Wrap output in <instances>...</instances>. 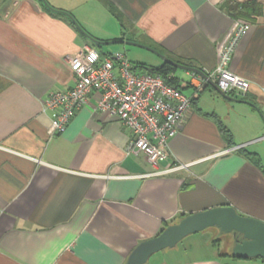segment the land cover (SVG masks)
<instances>
[{
  "label": "crops",
  "instance_id": "1",
  "mask_svg": "<svg viewBox=\"0 0 264 264\" xmlns=\"http://www.w3.org/2000/svg\"><path fill=\"white\" fill-rule=\"evenodd\" d=\"M247 1L262 14L229 69L249 90L220 94L194 73H172L192 102L165 159L152 165L128 153L129 131L96 111L97 92L50 136L43 104L74 86L70 56L123 52L148 74L164 55L208 74L234 22L228 6ZM145 49L156 65L140 61ZM179 164L189 166L173 170ZM223 205L264 222V0H0V264H125L140 242ZM198 233L145 264H264L232 257L227 234L198 244Z\"/></svg>",
  "mask_w": 264,
  "mask_h": 264
},
{
  "label": "built area",
  "instance_id": "2",
  "mask_svg": "<svg viewBox=\"0 0 264 264\" xmlns=\"http://www.w3.org/2000/svg\"><path fill=\"white\" fill-rule=\"evenodd\" d=\"M249 30L250 24L234 20L228 35L216 48L214 69L206 75L224 94L243 96L250 88L248 81L229 69L240 40ZM68 64L76 78L74 86L51 92L43 104V109L51 113L50 136L65 132L88 95L97 92L100 97L96 111L117 120L129 131L128 153H141L152 165L166 158L169 140L177 133L190 98L160 75L135 73L124 54L102 58L97 50L85 48L70 56ZM188 166L179 164L173 170Z\"/></svg>",
  "mask_w": 264,
  "mask_h": 264
},
{
  "label": "water",
  "instance_id": "3",
  "mask_svg": "<svg viewBox=\"0 0 264 264\" xmlns=\"http://www.w3.org/2000/svg\"><path fill=\"white\" fill-rule=\"evenodd\" d=\"M159 57L164 64L200 76L223 94L202 70L179 64L164 55ZM210 227H216L220 232L232 235V256L264 259V222L253 217L241 216L232 206L223 205L189 214L177 223L167 226L155 237L140 242L132 250L125 264H145L151 255L164 249H171L185 237Z\"/></svg>",
  "mask_w": 264,
  "mask_h": 264
},
{
  "label": "trees",
  "instance_id": "4",
  "mask_svg": "<svg viewBox=\"0 0 264 264\" xmlns=\"http://www.w3.org/2000/svg\"><path fill=\"white\" fill-rule=\"evenodd\" d=\"M47 9L49 10V12L52 15H56V16L68 15L67 13L53 9L49 6H47ZM227 10H228V13H230L232 15L234 20H240V21L246 22L248 24L256 21V19L259 18L262 14V7L258 3H256L255 1H247V2L242 3V4H233V5L231 4L230 6H228ZM109 11H110L111 15L120 24H122V16L118 13V11L111 6H109ZM140 67H144V66L141 65ZM150 70H151L150 74H157V75L162 76L165 79L166 83L177 88V79L175 77H169L168 78V76H170L172 73H174L177 70L176 68H173L167 64H163L160 67L150 68ZM229 94H232V93H229ZM191 102H192V100H191ZM219 126H220V128L223 129V127L220 124H219ZM251 160L253 162H255L256 164H258L257 159L251 158ZM232 257L241 258L238 256H232ZM261 260L264 261V259H261Z\"/></svg>",
  "mask_w": 264,
  "mask_h": 264
},
{
  "label": "rangeland",
  "instance_id": "5",
  "mask_svg": "<svg viewBox=\"0 0 264 264\" xmlns=\"http://www.w3.org/2000/svg\"><path fill=\"white\" fill-rule=\"evenodd\" d=\"M126 48H128V47H126ZM141 52H142V54H141V58H140L141 60L140 61H143L145 63H149L150 65H156V63L159 60L158 59L159 56H158V54L156 52L155 53H151V52L147 51L146 49L145 50H141ZM120 54H124V53L122 52ZM125 57L127 59H129L130 61H133L132 58H131V55H128L126 53ZM155 61H157V62H155ZM141 65H143V64H141ZM176 71L179 73V75H181L183 73V72L179 71L178 69ZM198 234H200V235H197V238H199L200 236H203V241L201 243H198V244H205V243H208V244L210 243L211 244V241L213 239L214 240L215 239L218 240V238H220L221 240H223V237H226L225 233L217 231V229H210V228H207V229L199 232ZM216 248H218L220 251H222V250L226 249V245H224L222 241L221 242L219 241V243L216 245Z\"/></svg>",
  "mask_w": 264,
  "mask_h": 264
},
{
  "label": "flooded vegetation",
  "instance_id": "6",
  "mask_svg": "<svg viewBox=\"0 0 264 264\" xmlns=\"http://www.w3.org/2000/svg\"><path fill=\"white\" fill-rule=\"evenodd\" d=\"M228 236H230V238L232 239V235L231 234H228Z\"/></svg>",
  "mask_w": 264,
  "mask_h": 264
}]
</instances>
